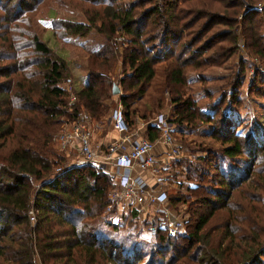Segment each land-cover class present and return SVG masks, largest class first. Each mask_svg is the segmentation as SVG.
<instances>
[{"label":"trees","instance_id":"1","mask_svg":"<svg viewBox=\"0 0 264 264\" xmlns=\"http://www.w3.org/2000/svg\"><path fill=\"white\" fill-rule=\"evenodd\" d=\"M35 1L6 0L0 5V27L7 24L5 29H8L12 21L33 8L31 2ZM83 1L99 7L94 11L95 17L91 13L85 22L57 21L56 26H52L60 37H84L92 29L104 37V43L87 57L84 85L74 93L75 101L69 105L68 93L60 86L66 76L64 62L53 57L35 35L28 32L27 36L23 35L29 41L27 54L15 56L7 48L0 50V264H34V257L40 264H264V240L259 238L258 215L251 204L246 203L243 208L242 204L237 205L238 209L234 206L233 210H227L226 221L203 231L217 209H228L231 191L252 174L250 158L253 159L255 142L253 138L246 141L244 137H236L235 131L230 132V119L224 130L215 126L209 128V137L221 143L219 151L207 150L195 163L179 159L173 165L177 172L171 171L172 179L178 190L179 185H184L186 195L179 192L168 201L175 209L185 204V233L168 235L158 230L151 238L155 244L145 253L135 245L124 252L130 244V233L117 240H108L98 233L103 226L112 232L117 230V226L100 216L108 204L110 177L88 165L67 167V159L53 146L51 137L61 123L71 122L78 112H86L92 122L105 115L114 84L112 66L116 52L112 48L114 43L110 42L112 35L117 33L123 40L119 53L121 71L115 82L119 86L117 101L130 127L133 126V110H129V106L144 95L155 78L156 65L162 62L166 63L165 82L171 85L170 93L176 95L171 96V102L178 126L193 125L195 121L214 123L221 109L219 105L225 99L216 101V108L207 112L199 110L190 97L181 98L183 93L175 90L184 84L186 66L206 51L204 47L193 48L199 41L197 37L185 40L178 53L173 50L182 39V32L194 24V18L203 16L193 8H178L179 1L189 0H146L149 8L142 12L134 9L143 2ZM12 2L11 9L7 8ZM234 5L243 8L246 3L234 0ZM263 12L264 7L246 9L240 26L244 33L249 25L248 45L264 57V48L258 45L264 41V35L252 26L253 17ZM99 13L102 18L97 19ZM148 20L154 28L144 31ZM1 36L0 41H4ZM169 44L174 45L171 50ZM199 62L195 64H203ZM242 74L234 75L230 84L232 110L240 100L236 92ZM260 81L264 84L263 79ZM255 82L248 85L249 93H253ZM257 94L262 97L264 92ZM103 123L105 125V121ZM145 130L149 141L157 138L156 126L147 125ZM260 148L264 151V144ZM55 168L62 172L56 174ZM211 169L218 177L215 181ZM180 175H184V183L176 180ZM251 194L252 191L246 190L244 196L252 203L254 192ZM30 210L34 215L32 226L28 221ZM130 212L136 214L133 210ZM212 232L217 235L213 237ZM144 256L147 258L141 262Z\"/></svg>","mask_w":264,"mask_h":264},{"label":"rangeland","instance_id":"2","mask_svg":"<svg viewBox=\"0 0 264 264\" xmlns=\"http://www.w3.org/2000/svg\"><path fill=\"white\" fill-rule=\"evenodd\" d=\"M232 1L234 0L179 1L177 4L179 9L193 8L197 13L203 16L199 19L197 17L194 18V24L182 32V39L177 46L174 47L173 44L168 45L170 50L174 47V52L178 53L185 40L196 37L199 38V41L195 45L193 44V48L198 46L201 48L204 47L206 51L199 58L196 57L193 60L194 62H190V65L186 66L183 71L184 84L182 86H177L179 89L175 88V90L180 94L183 93L181 98L184 96L190 97L199 110L207 112H211V108H216L218 100L224 98L225 100L219 105L221 106L220 111H218L214 117L215 122L206 124L195 121L193 125L180 126L175 123V110H173L174 105L171 102V98L176 95L170 93L171 85L165 82L164 73L166 63L163 62L156 65L155 78L147 86L144 95L139 100L130 104L129 110H133V115L131 116L132 120L134 118L140 120L137 123L134 119L132 128H137L140 126L139 124H144L141 127L142 133L140 132L142 136H145L144 133L146 132L145 128L147 125L156 126L158 129L159 124L155 119L158 118L159 115L163 116L164 120L169 123L168 128L172 129V136L175 138L176 142L184 148L185 157H183L182 160L187 163L198 162V158L205 155V151L207 150L212 152L219 151L221 143L209 137V128L215 126L216 128L224 130L223 128H227L228 119L231 120L228 128H230V132L235 131L236 135L235 133L234 135L236 137H244L246 141L253 138L252 140L255 142L256 147L253 159L250 158V164L252 163L251 176L231 191L230 198L227 201L228 209L224 207L217 209L208 220L203 231L207 232L208 228L221 224L222 221H226L227 210H233L234 206L238 209L239 206L237 205L240 204H242L240 207H245L246 203H248L249 206L251 204L255 213L258 215L259 223H257V225L261 228L258 234L259 238L264 240V151H261L260 148V146L264 144V94L262 96L263 98L257 94V92H264V84L260 81V79L264 80V57L256 54L255 49H251L248 45L250 40L249 25L245 27L244 33L240 26L243 12L248 8H263L264 0H248L251 4H247V0H243L246 3V5H243V8L242 6H232ZM123 2H125V4L126 2L128 4L143 2L141 6L134 9L135 12H142L149 8V3H147L146 0H123ZM5 3L6 0H0V5ZM31 4L33 8L24 12L17 20L12 21L8 29H5L7 24L5 27H0V36L1 34L3 35L1 39H5L4 41H0V50L5 51L7 48L8 51L15 56L27 54L30 52V46L29 41L25 37L27 36L26 32L30 35H35L40 42L49 48L50 54L53 57H57L64 62L66 71L63 73L66 76H63L60 86L67 91L68 97L70 95L74 98L73 101H75L74 93L84 85L87 57L104 43V37L93 29L84 37H60L58 31L52 29V26H56L55 22L57 21L85 22L87 17L90 18L91 13L94 15V11L99 10V7L91 5L83 0H37L33 3L31 2ZM12 5L13 2L9 3L7 8L11 9ZM84 10L86 11L83 13ZM177 10L176 8V11ZM236 10L237 14L235 15ZM233 11H235V13L231 14ZM250 13L253 15V12ZM0 14H2L1 11ZM96 18H102L101 13L97 14ZM149 21L150 20H148L146 26L143 27L144 31H149L151 28H154ZM252 26H256L258 33L264 35V12L253 17ZM2 29L5 31L2 32ZM9 42L11 43L8 46L7 44ZM110 42L114 43L112 48H114L116 52L112 66L114 74L112 76V82L119 90V86L115 81L120 76L121 71L119 53L122 48V36H118L117 33L113 34ZM258 45L260 49H263L264 41L259 42ZM198 60L203 64L199 66L196 65L195 62ZM3 63L5 62L3 61ZM125 71L127 72L128 70L125 68ZM238 72L243 73L240 77L242 79L240 86L236 92L240 100L232 110L230 109V95L232 93V86L230 84L233 82L234 75ZM255 74H257V77H254ZM252 81L256 82L252 86L253 93H249L248 85ZM259 86H263V88ZM118 96V94L111 95L109 107L105 115L98 121L93 122L94 128H90V130L93 131L90 142L97 143L100 139L106 137V134L109 133L108 130H111L108 126H105V128L103 122L105 121V124L108 122L107 118L109 112L112 107L118 103ZM73 101H71V103ZM69 104L70 103L67 102V105ZM61 124L55 133H59L63 130ZM108 136L106 137L107 140L110 139ZM52 143L53 146H55V143ZM65 159H67V162L70 164L75 163V157L71 154L65 157ZM78 166L83 165L80 164ZM258 170L262 171H260L257 176L256 173ZM211 174H213L214 181L218 179L213 169H211ZM176 180L178 183L179 181L184 183L185 181L183 180H185V177L184 175H180ZM165 187L168 198L170 196L175 197L179 192L186 195L184 185H179V191L173 179H171ZM110 188L111 180L108 190ZM245 189L252 191L251 196L254 192V201L252 203L251 199L248 198V201L246 200L244 196ZM108 203L110 204L109 208H103L100 216L110 225L117 226V230L116 232H112L111 230L109 231L107 226H103L100 227L98 233L105 236L108 240H117L121 235L130 233L132 234L130 244L125 247L124 252H129V248L133 245H135L138 250L141 249V252H147L151 245L155 244V241L151 239L154 237L149 235L148 237L144 232L145 219L150 213H153L150 216L157 217L158 215H156L155 212L158 210L150 212L147 215H143L141 212H136V214L133 215L132 212L121 205L116 204L114 206V202L110 203L109 200ZM169 205L176 217L183 221V233H185V221L187 219L185 204L175 205L177 210L170 202ZM158 212L159 217H161L162 213L160 211ZM30 222L32 226L34 221ZM239 223L240 221H238V225ZM241 225H243L242 222ZM216 235L217 232H212L213 237ZM218 237L219 235L217 238ZM213 240L214 239H212V241ZM235 250L239 251L237 248H234V251ZM166 256L167 255H165V259ZM146 258L147 256L142 257L141 262H144ZM33 261L34 264H40L37 257H34Z\"/></svg>","mask_w":264,"mask_h":264},{"label":"built area","instance_id":"3","mask_svg":"<svg viewBox=\"0 0 264 264\" xmlns=\"http://www.w3.org/2000/svg\"><path fill=\"white\" fill-rule=\"evenodd\" d=\"M69 97L67 102L71 103L74 98ZM108 118L110 129L116 136L104 142L103 147L90 142L92 120L86 112H78L71 122L61 124L63 130L55 133L51 140L65 157L70 154L75 157V163H68L67 167L88 165L108 174L111 188L106 195L114 206L118 204L143 215L160 211L161 217L158 211L155 212L158 219L150 216L153 213L145 219L144 232L147 236L155 237L158 230H164L168 235L183 233V221L173 213L165 187L172 179L171 171L177 172L173 169L175 161L183 157L179 144L172 136V129L168 128L169 123L159 115L155 119L159 124L158 136L149 141L140 135L142 128L128 125L119 102L112 107ZM155 142L165 146L161 154L154 153ZM54 172L59 174L62 171L55 168ZM109 206L108 203L104 208ZM28 221H34L31 210Z\"/></svg>","mask_w":264,"mask_h":264},{"label":"crops","instance_id":"4","mask_svg":"<svg viewBox=\"0 0 264 264\" xmlns=\"http://www.w3.org/2000/svg\"><path fill=\"white\" fill-rule=\"evenodd\" d=\"M136 121H137V123H138V121H140L139 119H137V118H134ZM133 119V120H134ZM107 121L108 122H106V124H108V125H104V127L105 126H108V128H111L110 127V122H109V118H107ZM136 123V124H137ZM140 126L139 127H137V128H141L142 127V125H144V124H139ZM91 126L93 127V122L91 123ZM131 127H133V126H131ZM94 128V127H93ZM106 128V127H105ZM135 128V127H134ZM109 131V133H107L106 134V137L108 136V137H110V138H112V137H115L116 136V134L112 131V130H108ZM106 137L105 138H102V139H100L97 143H94V142H92L93 144H99V147H103V143L104 142H106L107 141V139H106ZM178 143V142H177ZM179 147H180V152L182 153V156L183 157H185V151H184V148L182 147V146H180V144H179ZM165 150V146L161 143V142H155L154 143V153H156V154H161L163 151ZM182 157V158H183Z\"/></svg>","mask_w":264,"mask_h":264},{"label":"water","instance_id":"5","mask_svg":"<svg viewBox=\"0 0 264 264\" xmlns=\"http://www.w3.org/2000/svg\"><path fill=\"white\" fill-rule=\"evenodd\" d=\"M110 93H111V95H117V94H119V90H118V88H117L116 85H114V84L111 85Z\"/></svg>","mask_w":264,"mask_h":264}]
</instances>
